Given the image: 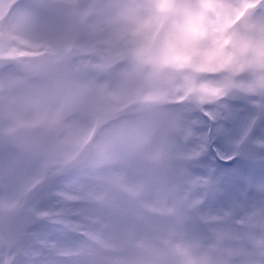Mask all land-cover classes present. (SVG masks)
<instances>
[{
    "label": "rangeland",
    "instance_id": "1",
    "mask_svg": "<svg viewBox=\"0 0 264 264\" xmlns=\"http://www.w3.org/2000/svg\"><path fill=\"white\" fill-rule=\"evenodd\" d=\"M258 1L259 13L238 22ZM172 2L0 0V56L12 58L0 69V264H264V175L249 170L244 194L221 206L205 196L210 175L194 163L210 128L198 108L215 121L241 110L257 125L264 114L251 124V104H264V72L227 57L193 70L148 66L130 30L142 10ZM213 4L226 26L264 27V0ZM58 70H75L83 106H71ZM234 79L246 85L245 109L220 100L238 95ZM167 99L183 103L157 102ZM56 170L30 204L40 223L7 250L3 220Z\"/></svg>",
    "mask_w": 264,
    "mask_h": 264
},
{
    "label": "clouds",
    "instance_id": "2",
    "mask_svg": "<svg viewBox=\"0 0 264 264\" xmlns=\"http://www.w3.org/2000/svg\"><path fill=\"white\" fill-rule=\"evenodd\" d=\"M131 42L148 66L161 71L193 70L217 59H236L243 67L264 72V27L226 26L213 0H189L165 8L142 10L130 30Z\"/></svg>",
    "mask_w": 264,
    "mask_h": 264
},
{
    "label": "snow or ice",
    "instance_id": "3",
    "mask_svg": "<svg viewBox=\"0 0 264 264\" xmlns=\"http://www.w3.org/2000/svg\"><path fill=\"white\" fill-rule=\"evenodd\" d=\"M210 175L205 193L214 203L223 205L244 194L248 171L264 175V119L248 127L241 110H222L207 137L204 159L194 161Z\"/></svg>",
    "mask_w": 264,
    "mask_h": 264
},
{
    "label": "water",
    "instance_id": "4",
    "mask_svg": "<svg viewBox=\"0 0 264 264\" xmlns=\"http://www.w3.org/2000/svg\"><path fill=\"white\" fill-rule=\"evenodd\" d=\"M259 5L251 7L243 16L242 20L249 21L253 15L259 10ZM10 61L0 60V68L6 66ZM57 79H66L67 88L70 93L72 102L75 107L82 106L85 102V94L76 82V74L72 71H59L54 74ZM177 101H167L165 105H173ZM95 136L90 139L87 147L90 148ZM28 201L25 202L22 209L13 213L9 219L4 222L6 244L8 248L12 249L26 237L27 230L38 224L39 219L35 212L28 208Z\"/></svg>",
    "mask_w": 264,
    "mask_h": 264
},
{
    "label": "bare ground",
    "instance_id": "5",
    "mask_svg": "<svg viewBox=\"0 0 264 264\" xmlns=\"http://www.w3.org/2000/svg\"><path fill=\"white\" fill-rule=\"evenodd\" d=\"M253 71H255V69H252Z\"/></svg>",
    "mask_w": 264,
    "mask_h": 264
}]
</instances>
